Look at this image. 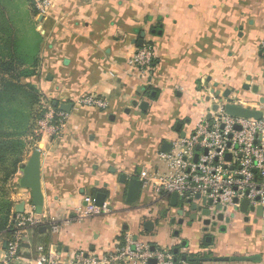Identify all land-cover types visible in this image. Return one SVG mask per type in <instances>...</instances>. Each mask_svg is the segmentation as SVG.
<instances>
[{
	"label": "crops",
	"instance_id": "0c3cea01",
	"mask_svg": "<svg viewBox=\"0 0 264 264\" xmlns=\"http://www.w3.org/2000/svg\"><path fill=\"white\" fill-rule=\"evenodd\" d=\"M17 1L0 0V13L9 21L23 68L37 72L25 83L56 108L71 109L60 138L26 139L23 168L6 186L11 215L34 208L30 191L19 181L32 155L40 152L41 216L59 226L48 252L62 261L80 253L113 252L131 235L181 255L259 257L209 264H264V217L217 208L203 216L202 201L184 204L178 198L173 206L172 195L158 196L143 181L144 174L167 170L160 158L164 144L187 134L203 117L202 105L215 85L222 94L230 92L228 102L264 106V0H51L44 17L23 0L24 20L15 9ZM23 27L30 38L21 33ZM147 44L156 61L144 77L130 61ZM86 95L103 98L107 109L77 106ZM132 178L142 182L134 204L128 202ZM98 193L107 196L112 214L73 221L84 198ZM195 204L199 209L193 211ZM48 232L28 233L29 244L17 264L42 261L38 235ZM5 240L0 241V259Z\"/></svg>",
	"mask_w": 264,
	"mask_h": 264
},
{
	"label": "built area",
	"instance_id": "2783aa9c",
	"mask_svg": "<svg viewBox=\"0 0 264 264\" xmlns=\"http://www.w3.org/2000/svg\"><path fill=\"white\" fill-rule=\"evenodd\" d=\"M30 2L38 16L48 14L51 0ZM155 61L154 48L147 44L135 50L130 65L148 77ZM76 105L101 111L108 107L103 98L93 95L82 96ZM215 105L219 106L217 111L213 110ZM202 110L203 117L192 125L185 137L174 139L171 151L160 154L167 170L144 174L143 181L151 184L158 196L177 194L184 204L199 195L201 200H211L215 207L221 206L232 214L240 212L244 201H248L249 208L264 210V115L260 120L229 116L225 112V103L215 98L204 103ZM257 110L264 113V106ZM39 112L41 118L36 122L32 135L34 140L42 136L60 138L69 114L45 99L40 102ZM83 201L85 205L74 214L76 223L112 214L106 202L97 206L92 196H86ZM49 223L36 213L35 208L11 215L12 234L5 240L0 264L18 263L29 244L27 236L30 231L50 226L51 234L57 233L59 226ZM118 243L113 252L99 255L80 253L69 262L62 261L55 252H48L39 264H150L153 260L156 264H188L161 248L152 250L150 244L134 240L131 235Z\"/></svg>",
	"mask_w": 264,
	"mask_h": 264
},
{
	"label": "trees",
	"instance_id": "16d2710c",
	"mask_svg": "<svg viewBox=\"0 0 264 264\" xmlns=\"http://www.w3.org/2000/svg\"><path fill=\"white\" fill-rule=\"evenodd\" d=\"M17 47L9 21L0 13V241L12 234V204L6 198V186L23 168L26 139L33 135L36 122L41 118L40 102L45 99L40 91L25 83L35 77L37 72L23 68L24 60L17 54ZM47 228L48 233L38 235L41 254L44 255H47L51 243V227ZM36 232L39 234V230ZM169 252L179 261L185 257L188 264H203L197 260L204 256L194 253L181 255L175 250Z\"/></svg>",
	"mask_w": 264,
	"mask_h": 264
},
{
	"label": "water",
	"instance_id": "95a60500",
	"mask_svg": "<svg viewBox=\"0 0 264 264\" xmlns=\"http://www.w3.org/2000/svg\"><path fill=\"white\" fill-rule=\"evenodd\" d=\"M145 33L141 34L142 42L140 44H143V39H144ZM218 85H215V89H213L210 92V97L207 99V102L210 103L212 102V98L217 99L219 102L225 103V112L229 116L232 117H239V118H246V119H254V120H260L262 119L264 113L260 110L253 109V108H248L245 106H241L238 104H234L231 102H228L229 94L230 92L223 93L218 89ZM54 107H58L57 103L53 104ZM149 105L147 103H142L141 109L143 111H146L148 109ZM218 105H215L213 110L217 111ZM60 110L64 112H70L71 105H63L59 107ZM210 119V116L208 117ZM181 124H178V128L181 127ZM177 131H179L177 129ZM185 137V133L182 134L181 138ZM172 149V145L169 143L164 144L162 151L164 153H169ZM227 159H230V156H227ZM127 176L122 175L120 178V181L122 183H126L127 181ZM19 186L24 189L28 190L31 193L32 196V202L33 206L35 208V211L38 215H41L43 213V207H44V196L42 193V188H41V154L40 152H35L32 157L30 158L28 164L25 166L24 171H23V177L19 181ZM142 188V182L136 179H130L129 180V190H128V202L134 204L137 201V198L140 194ZM107 196L105 194H100L98 193L95 198V203L97 206H102L105 203ZM178 195L174 194L172 195V202L173 206H176L177 200H178ZM197 201H202V209L207 208L206 212L203 211V216L206 213L211 215V209L212 208H217L218 210H222L221 206L215 207L213 202L209 200L208 202L206 200H201L200 196H196ZM237 203V201H235ZM199 209L198 205H193L192 210L196 211ZM251 211L253 214H256L258 217H264V210L263 208H249V203L248 201H244L241 204L240 207V212L242 213H247L248 211ZM24 211H21L19 213H23ZM183 213V212H182ZM153 224H148L149 227H152ZM44 230V229H43ZM6 247V243L4 244ZM4 247V248H5ZM154 250V248L152 249ZM175 253H178L177 250H175ZM183 260L185 261L186 258L184 257ZM259 260V257H221V258H201L198 259L197 261L203 264H209V263H227V262H256ZM150 264H156L155 260L151 261Z\"/></svg>",
	"mask_w": 264,
	"mask_h": 264
},
{
	"label": "rangeland",
	"instance_id": "374dc122",
	"mask_svg": "<svg viewBox=\"0 0 264 264\" xmlns=\"http://www.w3.org/2000/svg\"><path fill=\"white\" fill-rule=\"evenodd\" d=\"M25 2H26V1L18 0V1L14 4L16 11L19 13L18 17H19L20 20H24V15H23V13H22V6H23V4H24ZM18 23H19V22H18ZM21 31H22V32H21L22 34L25 33V34L27 35V37L30 38L29 33H27V32L25 31V27H23V29H22ZM18 33L20 34V30H18ZM31 39L34 41V37H31ZM18 42H19V40H18ZM19 43H20V42H19ZM225 212H227V211H225Z\"/></svg>",
	"mask_w": 264,
	"mask_h": 264
},
{
	"label": "flooded vegetation",
	"instance_id": "af4514ba",
	"mask_svg": "<svg viewBox=\"0 0 264 264\" xmlns=\"http://www.w3.org/2000/svg\"><path fill=\"white\" fill-rule=\"evenodd\" d=\"M209 239H210V238H207L206 242H203V244H201V246H202V251L205 250V246L207 245V244L205 245V243H207V242L209 241ZM176 250L178 251V249H176ZM178 252H179V251H178ZM203 254H204V252H203ZM203 258H216V257H213V256L210 255L209 252H206Z\"/></svg>",
	"mask_w": 264,
	"mask_h": 264
}]
</instances>
